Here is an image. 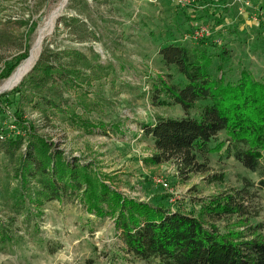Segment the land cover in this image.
Returning <instances> with one entry per match:
<instances>
[{"label": "rangeland", "instance_id": "obj_1", "mask_svg": "<svg viewBox=\"0 0 264 264\" xmlns=\"http://www.w3.org/2000/svg\"><path fill=\"white\" fill-rule=\"evenodd\" d=\"M86 1L85 12L78 14L77 9L68 6L70 0H0V26L9 35L7 45L0 48L1 69L20 51L31 24L36 22L29 32V50L54 12L52 28L44 35L41 48L47 42L51 48L75 47L88 56L92 49L99 62L108 66L99 78L92 76L89 85L83 82L65 94L71 100L69 109L95 124L90 133L56 117L40 130L67 158L92 162L98 172L107 175L106 182L124 195L153 202L163 200L172 210L198 215L213 200L223 201L228 195L239 199L237 194L249 182L250 197L245 199L246 212L242 216L250 225L264 222V190L257 187L263 174L260 170L250 171L233 157L217 153L206 155L205 169L190 173H181L175 161L158 165L144 162L154 149L152 140L141 129V124L154 121L157 115L183 116L177 104H158L159 100H168L163 92L157 99L152 97L158 76L168 81L167 74H171L172 83L181 80L160 63L157 50L162 44L189 46L201 39L212 52L224 46L229 50L222 70L226 80H236L242 67L264 80V26L260 23L264 0ZM62 16H77L88 29L66 27L59 23ZM212 71L220 74L214 68ZM88 74L93 73L87 71L84 76L90 77ZM84 101L90 104L86 110L81 106ZM14 111L12 104L0 107V126L8 132L19 130L13 124ZM24 113L27 126L47 124L29 108ZM190 115L197 116L198 111ZM224 137L220 132L217 140ZM197 160L204 163L201 157ZM0 161V218H15L14 240L0 247V264H159L155 259L143 261L124 253L113 220L87 213L77 199L45 202L41 217L25 221V216L12 208L19 200L18 182L8 175L10 172L6 174L1 156ZM158 177L166 178V189L156 184ZM166 195L170 196L168 201ZM205 220L221 232L246 227L236 214L206 215ZM55 245L59 247L50 252Z\"/></svg>", "mask_w": 264, "mask_h": 264}, {"label": "trees", "instance_id": "obj_2", "mask_svg": "<svg viewBox=\"0 0 264 264\" xmlns=\"http://www.w3.org/2000/svg\"><path fill=\"white\" fill-rule=\"evenodd\" d=\"M87 5L86 0H70L68 6L82 14ZM59 23L68 28L88 29L77 16H62ZM35 25L33 22L29 27L20 51L0 68V80L27 56L29 32ZM8 37L0 26V48L7 45ZM157 54L162 66L181 80L172 83L171 74H167L168 81L158 76L152 97L157 99L163 92L168 100H159L158 104H177L183 116L157 115L154 121L141 124L142 133L150 137L154 149L144 162L158 165L175 161L181 173H190L205 169L206 155L217 153L224 158L233 157L250 171L260 170L263 174L257 187L264 190V80L256 79L245 67L236 80H226L222 70L229 50L223 46L212 52L201 39L189 46L162 44ZM98 57L92 49L88 56L75 47L51 48L43 42L30 72L9 92L0 94V107L14 105L13 124L19 129L8 132L0 126V156L6 174L10 172L8 175L19 185V200L12 206L14 212L23 214L27 221L41 217L45 202L77 199L87 213L113 220L122 241L121 250L134 259H155L159 264H264V222L250 225L242 216L246 212L245 199L250 197L247 185L251 183L247 182L237 194L239 199L228 195L223 201L213 200L198 215L172 210L163 200L153 202L124 195L106 182L107 175L98 172L92 162L67 158L40 130L54 117L67 119L86 133L96 127L69 109L71 100L65 94L71 88L75 91L83 82L89 85L92 76L99 78L105 74L108 66L99 62ZM213 68L220 74L214 73ZM87 71L93 74L84 76ZM86 105L90 104L84 101L81 106L86 110ZM27 108L47 124L27 126L23 120ZM194 110L198 111L197 116L190 115ZM220 132L225 137L217 140ZM198 157L204 163L199 164ZM165 197L168 201L170 196ZM221 214H236L246 227L221 232L214 224L207 225L206 215ZM14 220L0 218V247L13 242ZM58 247L51 246L49 251Z\"/></svg>", "mask_w": 264, "mask_h": 264}, {"label": "bare ground", "instance_id": "obj_3", "mask_svg": "<svg viewBox=\"0 0 264 264\" xmlns=\"http://www.w3.org/2000/svg\"><path fill=\"white\" fill-rule=\"evenodd\" d=\"M62 6H63V2L59 5L58 8H61ZM54 14L55 12L50 16V18H48V20L40 28L38 35L35 38L31 46V49L29 50L30 52L27 58L23 60L17 66V68L11 73V75L0 84V91L11 89V87L22 77L25 71H27L35 63L41 50L42 39L44 35L47 32H50L52 28Z\"/></svg>", "mask_w": 264, "mask_h": 264}, {"label": "built area", "instance_id": "obj_4", "mask_svg": "<svg viewBox=\"0 0 264 264\" xmlns=\"http://www.w3.org/2000/svg\"><path fill=\"white\" fill-rule=\"evenodd\" d=\"M260 23H261L262 26H264V15H263V17L261 18ZM192 35H193V34H192ZM155 182H156V184H157L158 186H160L161 188L166 189V188L168 187V182H167L166 178H164V177H158V178H156Z\"/></svg>", "mask_w": 264, "mask_h": 264}, {"label": "water", "instance_id": "obj_5", "mask_svg": "<svg viewBox=\"0 0 264 264\" xmlns=\"http://www.w3.org/2000/svg\"><path fill=\"white\" fill-rule=\"evenodd\" d=\"M68 1V0H67ZM60 17V14H59V16H58V18ZM35 64V63H34ZM34 64L27 70V71H25V73L22 75V77L11 87V89L13 88V87H15L16 85H18L19 84V82L23 79V77L24 76H26V74H28V72H30V70L32 69V67L34 66ZM11 89H9V90H11ZM5 91H0V94L1 93H4Z\"/></svg>", "mask_w": 264, "mask_h": 264}]
</instances>
